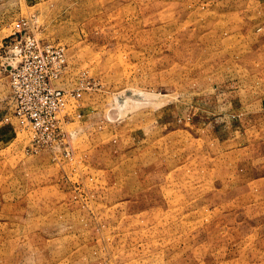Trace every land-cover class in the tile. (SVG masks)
Wrapping results in <instances>:
<instances>
[{
	"label": "rangeland",
	"instance_id": "1",
	"mask_svg": "<svg viewBox=\"0 0 264 264\" xmlns=\"http://www.w3.org/2000/svg\"><path fill=\"white\" fill-rule=\"evenodd\" d=\"M0 264H264V0H0Z\"/></svg>",
	"mask_w": 264,
	"mask_h": 264
},
{
	"label": "built area",
	"instance_id": "2",
	"mask_svg": "<svg viewBox=\"0 0 264 264\" xmlns=\"http://www.w3.org/2000/svg\"><path fill=\"white\" fill-rule=\"evenodd\" d=\"M18 27L21 28L20 24ZM64 54L51 45H42L35 39H29L25 47L20 49L19 59L10 70L14 88L18 91L21 109L18 113L25 116L24 110H30L32 121L37 124L44 122L35 110L38 98L52 100L56 107L63 104L62 90L55 87V80L61 72L59 66H50L52 62H63ZM51 117V116H50ZM49 121V119L47 120Z\"/></svg>",
	"mask_w": 264,
	"mask_h": 264
}]
</instances>
